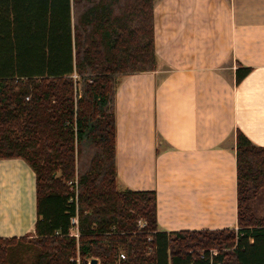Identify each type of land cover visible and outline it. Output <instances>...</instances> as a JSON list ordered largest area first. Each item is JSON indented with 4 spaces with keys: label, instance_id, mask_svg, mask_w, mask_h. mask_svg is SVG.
I'll return each mask as SVG.
<instances>
[{
    "label": "trees",
    "instance_id": "trees-1",
    "mask_svg": "<svg viewBox=\"0 0 264 264\" xmlns=\"http://www.w3.org/2000/svg\"><path fill=\"white\" fill-rule=\"evenodd\" d=\"M154 5L0 0V159L35 171L38 215L35 234L0 237V264H117L120 251L126 264H264V147L242 131L238 229L159 230L157 191L119 189L117 89L157 69Z\"/></svg>",
    "mask_w": 264,
    "mask_h": 264
},
{
    "label": "crops",
    "instance_id": "crops-1",
    "mask_svg": "<svg viewBox=\"0 0 264 264\" xmlns=\"http://www.w3.org/2000/svg\"><path fill=\"white\" fill-rule=\"evenodd\" d=\"M154 17L157 69L117 89L119 189L157 191L159 230L237 229V130L264 147V0H155ZM37 216L35 171L0 159V237Z\"/></svg>",
    "mask_w": 264,
    "mask_h": 264
},
{
    "label": "built area",
    "instance_id": "built-area-1",
    "mask_svg": "<svg viewBox=\"0 0 264 264\" xmlns=\"http://www.w3.org/2000/svg\"><path fill=\"white\" fill-rule=\"evenodd\" d=\"M71 186H72V182H70ZM145 223H143L142 221H140V226H144ZM238 229V228H237ZM70 236H74L77 239L80 236V232H79V216L75 215L71 218V227H70ZM76 261H79V258L75 259ZM128 260L127 254L125 251H120L118 258H117V264H126ZM88 264H93L92 263V259L88 260ZM97 264H99L98 260H97Z\"/></svg>",
    "mask_w": 264,
    "mask_h": 264
},
{
    "label": "rangeland",
    "instance_id": "rangeland-1",
    "mask_svg": "<svg viewBox=\"0 0 264 264\" xmlns=\"http://www.w3.org/2000/svg\"><path fill=\"white\" fill-rule=\"evenodd\" d=\"M257 208L256 211L259 215H264V189H262L257 196ZM79 258V254H78Z\"/></svg>",
    "mask_w": 264,
    "mask_h": 264
},
{
    "label": "water",
    "instance_id": "water-1",
    "mask_svg": "<svg viewBox=\"0 0 264 264\" xmlns=\"http://www.w3.org/2000/svg\"><path fill=\"white\" fill-rule=\"evenodd\" d=\"M92 263H93V264H97V259H96V258H93V259H92Z\"/></svg>",
    "mask_w": 264,
    "mask_h": 264
}]
</instances>
